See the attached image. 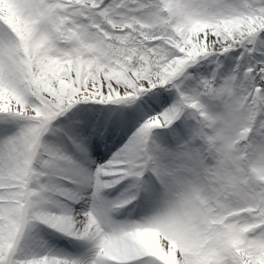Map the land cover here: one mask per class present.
<instances>
[{"label": "snow or ice", "instance_id": "1", "mask_svg": "<svg viewBox=\"0 0 264 264\" xmlns=\"http://www.w3.org/2000/svg\"><path fill=\"white\" fill-rule=\"evenodd\" d=\"M0 264H264V0H0Z\"/></svg>", "mask_w": 264, "mask_h": 264}, {"label": "bare ground", "instance_id": "2", "mask_svg": "<svg viewBox=\"0 0 264 264\" xmlns=\"http://www.w3.org/2000/svg\"><path fill=\"white\" fill-rule=\"evenodd\" d=\"M120 142H121V137L117 134H113L108 141V148H110L113 151V150H115L116 147L119 146ZM100 151L105 152V151H107V149L102 147L100 149ZM109 154H110V152H109ZM93 158H95V157H93Z\"/></svg>", "mask_w": 264, "mask_h": 264}, {"label": "rangeland", "instance_id": "3", "mask_svg": "<svg viewBox=\"0 0 264 264\" xmlns=\"http://www.w3.org/2000/svg\"><path fill=\"white\" fill-rule=\"evenodd\" d=\"M113 151H115V150H113Z\"/></svg>", "mask_w": 264, "mask_h": 264}]
</instances>
